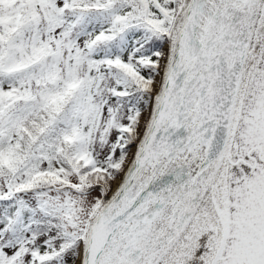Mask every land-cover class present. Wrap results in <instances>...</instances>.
Returning a JSON list of instances; mask_svg holds the SVG:
<instances>
[{
	"label": "snow or ice",
	"instance_id": "snow-or-ice-1",
	"mask_svg": "<svg viewBox=\"0 0 264 264\" xmlns=\"http://www.w3.org/2000/svg\"><path fill=\"white\" fill-rule=\"evenodd\" d=\"M0 264H264V0H0Z\"/></svg>",
	"mask_w": 264,
	"mask_h": 264
}]
</instances>
